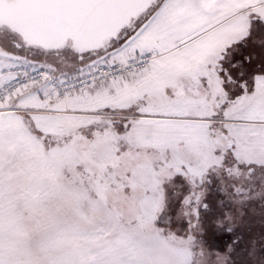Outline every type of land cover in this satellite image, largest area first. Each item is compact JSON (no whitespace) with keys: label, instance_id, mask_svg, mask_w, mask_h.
<instances>
[{"label":"snow or ice","instance_id":"snow-or-ice-1","mask_svg":"<svg viewBox=\"0 0 264 264\" xmlns=\"http://www.w3.org/2000/svg\"><path fill=\"white\" fill-rule=\"evenodd\" d=\"M0 264H264V0H0Z\"/></svg>","mask_w":264,"mask_h":264}]
</instances>
